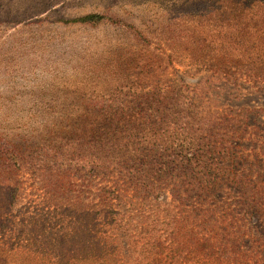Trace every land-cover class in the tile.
Wrapping results in <instances>:
<instances>
[{
    "label": "rangeland",
    "instance_id": "1",
    "mask_svg": "<svg viewBox=\"0 0 264 264\" xmlns=\"http://www.w3.org/2000/svg\"><path fill=\"white\" fill-rule=\"evenodd\" d=\"M219 1L0 0V145H60L96 100H123L145 88L193 97L203 103L207 122L216 120L206 122L205 133L217 142L209 155L222 177L217 194L203 202L166 193L129 205L137 209L129 213L132 237L117 239L110 263L101 264H238L247 257L250 264H264V217L237 222L239 190L224 184L226 176L252 171L264 190V79L216 73L210 59L189 56L191 50L224 47L222 34L231 22L211 17ZM89 15L105 18L97 25L80 21ZM224 117L245 122L235 137L231 133L226 155L225 129L217 125ZM50 166L35 172L0 163V176L15 172L23 182L13 203L9 187L0 183V264H57L70 254L74 264H98L94 218L71 219L65 212L68 205L93 206L97 181L87 167L72 177L71 197L55 200L54 187L41 180L53 174ZM195 209L202 210L198 222L218 217L210 234L193 224ZM153 220L159 223L150 235L165 251L158 263L145 249L144 229L154 230Z\"/></svg>",
    "mask_w": 264,
    "mask_h": 264
},
{
    "label": "trees",
    "instance_id": "2",
    "mask_svg": "<svg viewBox=\"0 0 264 264\" xmlns=\"http://www.w3.org/2000/svg\"><path fill=\"white\" fill-rule=\"evenodd\" d=\"M217 3L211 17L217 19L218 16L231 22L222 34L224 47L205 52L191 50L189 56L210 59L216 73L226 76L231 72L241 73L264 79V0H220ZM104 18L89 15L80 21L97 25ZM144 42L148 43L147 40ZM209 54L217 55L219 63H213L214 57ZM201 105L203 103L196 104L193 97L161 92L159 88H145L123 100L100 98L85 110L80 118L81 127L63 138L65 143H46L40 149L28 146V150L20 143L0 145V163L4 169L20 170L25 165L35 172L45 171L52 165L53 174L41 180L45 181L46 188L54 187L50 192L55 200L69 199L74 187L72 177L90 168L89 175L97 181L94 193L97 202L89 208L81 203L79 207L68 205L65 212L71 219L88 215L94 218V257L98 264L110 263V255L115 250L112 244L117 239L130 240L132 237L128 226L133 217L129 213L137 209L128 210L129 205L157 201L166 193L174 200L187 201L196 196L204 202L215 196L223 184L217 164L209 157L216 153L213 149L217 148V142L214 140L212 144L213 138L205 133L210 126L206 125ZM214 121L208 120L210 124ZM240 124L245 125L244 120L237 122V119L224 117L218 121L217 125H223L225 129L222 135L224 155L229 154L227 144L233 139L231 133L235 137ZM42 160L44 165L40 164ZM226 177L224 184H234L239 190L237 205L241 216L237 217V222L263 218L264 190L253 181L252 171ZM0 183L9 187L12 203L19 200L23 182L18 173L0 176ZM201 212L195 209L190 218L193 224L204 226L210 234L212 220L217 222L218 217L216 214L205 215L198 222ZM158 223V220L152 221L154 230L144 229L149 240L145 249L153 255L155 263L165 253L161 250L162 243L150 235L157 230ZM194 232L197 236L201 233ZM75 261H78L76 256L70 254L59 258L57 264H74ZM238 264H250L248 257Z\"/></svg>",
    "mask_w": 264,
    "mask_h": 264
}]
</instances>
